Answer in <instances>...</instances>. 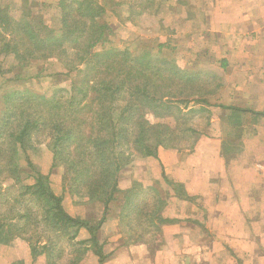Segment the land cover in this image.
Here are the masks:
<instances>
[{
  "label": "trees",
  "instance_id": "obj_1",
  "mask_svg": "<svg viewBox=\"0 0 264 264\" xmlns=\"http://www.w3.org/2000/svg\"><path fill=\"white\" fill-rule=\"evenodd\" d=\"M145 1L142 9H147L152 0ZM128 2L129 14H139ZM57 7L61 10L58 31L48 29L31 15L15 20L0 7V57L12 56L17 64L25 66L36 60L56 61L67 71L64 75L72 73L69 86L55 88L50 96L28 89L4 94L0 173L17 177L23 169L18 160L23 156L34 181L20 184V195L28 193L30 201L40 204V222L68 239L86 230L88 237L77 242L82 247L79 252L92 249L97 264H104L109 257L98 239V230L110 204L119 200L120 218L129 219L137 205V191L118 186L120 170L135 154L157 157L159 147L180 150L177 142L188 134L194 135L189 148L193 149L207 132L189 125L179 127L182 122L178 118L184 117V110L211 113L210 107L216 104L208 100L211 90L206 88L210 83L207 72L198 77L201 69H184L166 58H161L163 67L154 69L151 65L157 54L104 46L105 25L97 18L105 9L97 0H58ZM165 117L171 122L163 121ZM39 129H47L50 134L46 146L51 151V169L66 167L62 180L68 189L63 188L59 194L52 189L49 174L42 173L28 155L35 149L32 134ZM234 150L235 146H229L222 153ZM70 191L87 197L89 202H102L104 217L92 225L88 218L69 213L64 201ZM176 193L191 199L185 191ZM120 194L131 196L121 203ZM161 207L162 203L154 211H146L150 223L154 218L160 222L169 220L160 214ZM29 215L26 210L17 217L0 216V244L11 243L19 236L13 232L18 228L27 230V223L35 225ZM22 218L23 224L18 226L16 219ZM29 245L32 264L40 255L47 257L45 264H56L54 253L61 251L55 250L50 239L41 246L39 242ZM79 260L80 256H75L67 264H78ZM11 264L25 263L18 260Z\"/></svg>",
  "mask_w": 264,
  "mask_h": 264
},
{
  "label": "rangeland",
  "instance_id": "obj_2",
  "mask_svg": "<svg viewBox=\"0 0 264 264\" xmlns=\"http://www.w3.org/2000/svg\"><path fill=\"white\" fill-rule=\"evenodd\" d=\"M97 1L105 9L104 13L97 18L98 22L105 25L104 46H112L117 49H135L142 53L157 54L158 60L153 59L154 61H152L151 65L154 69L156 66L163 67L161 58H166L184 69H201L202 71L198 74V77L205 76L204 73L207 72L206 75L210 83L206 88L211 90L208 100L211 103L215 102L220 77L217 73L210 71L208 67L193 63L195 54L198 53L194 48L197 45V41L195 37H192V39L190 38V43L187 42L182 32H179V26H177L179 25V15L188 12L185 9L192 4H180L175 0H152L148 4L149 7L147 9H142L146 5L145 0ZM128 1L133 5L134 10H138L139 14H136V12V15L129 14ZM0 7L5 8L7 14L15 20L24 15H31V18L34 16L41 20L48 29L54 31L59 29L61 10L57 7V3L54 6V2L52 3L49 0H0ZM189 45L191 48H188ZM101 46L98 45L97 49ZM198 54L196 55L198 56ZM199 56L201 57V53ZM29 63L31 64L28 66L20 65L16 63L12 56L0 57V115L5 110L4 94L6 92L15 89H28L35 93L50 96L55 88L60 87L63 89L69 86L72 73L64 75L67 71L61 68L59 62L36 60ZM210 73H214L216 76H212ZM184 112V117L178 118V122H182L179 127L189 125L198 131L208 132L212 121V113L204 110L190 112L184 110ZM171 115L176 118V115ZM150 118L154 121L157 120L153 117ZM169 120L167 117L163 119V121ZM230 133L234 134L235 131L232 129ZM32 136L35 149L28 152L31 161L42 173L49 174L50 184L54 192L59 194L63 188L68 189L67 182L62 180L66 167L60 165L51 169V151L46 146L50 140V134L47 129H39ZM193 138V134H188L177 142L181 146L179 150L180 156L190 150ZM18 162L23 168L18 175L19 177H10V175L6 177V173H0V216L4 215L6 218L17 217V214L27 210L30 214V219L34 220L33 223L35 225L28 226L27 223V230L18 228V231L13 232V234H19V236H15L9 244H0V250L3 249L5 251L16 247L18 243L21 244L20 246H25V252L28 253L30 252V242H37V244L39 242V246H41V244L46 243L50 239V242L55 246V250L61 251L60 254H57L56 251L54 253L53 260L55 259L54 262L56 264H67L75 256H80L78 264H97V257L92 253V249L87 252H79L82 247L77 242L88 237L86 230L81 229L75 239H68L65 235L51 230L49 226L40 222L42 216L40 204L30 201L31 197L28 193L20 195L23 191L20 188V184H29L34 180L29 175V169L25 166V158L22 156ZM154 162V157L152 156L135 154L131 157L129 165L120 170V172L124 173V178H127V183L130 172L138 171V177L131 184L133 191H137L135 194L137 205L130 213V219L128 217L120 218L118 210L121 204H119V200L110 204L109 211L104 217L102 214L104 208L102 202H89L87 197H80L77 193H72L71 191L65 195L64 206L72 215L84 216L89 219L92 225H95L97 220L104 217L98 230V239L103 244V251L109 258L114 255V250H116L118 245L137 241V243H146L147 245L145 253L142 252L144 256L142 260H147L146 264H168L169 262L166 258L168 256H159L157 254L164 247H173V253L178 254L179 264H264V258H258L264 254V237L254 249L249 246L251 250L248 252L239 251L242 248L238 243H218L217 246L216 244L213 245L210 242L212 238L203 237L202 235L199 240L198 238L194 239L193 236L182 235L179 238V243H172L168 227H170L173 217H167L165 211H167V208L176 207V203L173 200L174 197H185L176 196V192L182 194L185 191L184 181L179 179L176 174L166 175L162 173L163 171L160 170L157 162L152 168ZM121 186H124V184ZM119 196L122 198H120V202L124 203V200L131 195L124 194L123 196L120 194ZM160 199L163 200L159 201ZM189 201L195 204L204 203V200L198 198V196H191ZM160 203H162L160 214L169 220L160 222L157 218H154L150 223L145 217V213L146 211H154L159 207ZM7 221L9 222L8 219ZM130 222L131 225L128 226ZM16 223L21 226L23 218L16 219ZM259 228L262 229L261 226ZM230 246L238 249V252L234 254ZM210 250L215 253L213 257H210L212 255ZM251 251L254 252L251 254ZM226 255L232 256L226 258ZM29 256L30 258L26 262H22L32 264L31 254ZM46 258L44 255H40L38 262H35V264H45ZM176 263L172 262V264Z\"/></svg>",
  "mask_w": 264,
  "mask_h": 264
},
{
  "label": "crops",
  "instance_id": "obj_3",
  "mask_svg": "<svg viewBox=\"0 0 264 264\" xmlns=\"http://www.w3.org/2000/svg\"><path fill=\"white\" fill-rule=\"evenodd\" d=\"M49 1L54 6L58 2ZM175 1L192 4L185 9L188 12L179 13L177 26L187 42L192 37L197 41L194 48L201 57L196 53L193 63L208 67L220 79L207 134L182 156L178 149L159 147L154 157L162 173L184 181L187 196L204 200L195 204L190 198L174 197L176 207L165 211L173 217L168 231L172 243H179L182 235L198 240L202 235L212 238L213 245L238 243L239 251L248 252L264 237V0ZM229 146L236 150L223 155ZM123 175L119 173L118 185L127 189L138 171L130 172L128 183ZM20 245L1 249L0 264L26 262L30 252ZM146 247L136 241L120 244L104 264H146L142 260ZM157 254L168 256V264H179L173 247Z\"/></svg>",
  "mask_w": 264,
  "mask_h": 264
}]
</instances>
